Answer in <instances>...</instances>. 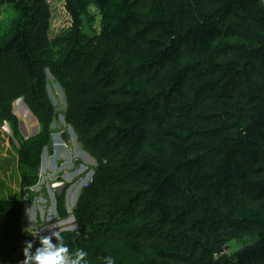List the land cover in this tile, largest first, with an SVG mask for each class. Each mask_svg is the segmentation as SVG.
<instances>
[{
    "label": "trees",
    "instance_id": "trees-1",
    "mask_svg": "<svg viewBox=\"0 0 264 264\" xmlns=\"http://www.w3.org/2000/svg\"><path fill=\"white\" fill-rule=\"evenodd\" d=\"M0 3L1 107L22 98L48 125L49 73L97 163L73 209L79 233H61L70 252L106 264L113 233L127 264H264V0H69L71 11L96 6L102 30L61 66L53 48L66 40L49 37L47 0ZM105 120L113 136L95 147ZM47 142L39 132L21 144L23 187ZM29 240L39 239L20 232L0 247V264H19ZM231 241L241 247L227 254Z\"/></svg>",
    "mask_w": 264,
    "mask_h": 264
},
{
    "label": "rangeland",
    "instance_id": "rangeland-1",
    "mask_svg": "<svg viewBox=\"0 0 264 264\" xmlns=\"http://www.w3.org/2000/svg\"><path fill=\"white\" fill-rule=\"evenodd\" d=\"M47 2L50 8L49 37L51 40L60 37L66 40V43L53 48V61L61 66L74 42H83L101 32V15L92 4L83 8L76 6L71 11L69 0ZM7 9L0 3V35L7 30ZM47 91L53 105V116L48 125L33 115L22 98L14 100L9 110L0 105V247L16 241L20 232L28 233L33 239L50 235L56 230L79 233L73 209L84 187L91 181L97 163L82 149L75 133L64 122L63 113L67 106L65 91L49 73ZM108 130L107 120L95 126L91 144L96 147L95 143L109 140L113 134ZM39 132L46 133L48 142L41 150L36 180L26 188L21 183L23 170L18 166V151L29 136ZM62 133L67 134L66 140L62 139ZM36 231L38 235L33 236L31 233ZM114 232L117 233V230ZM122 236L118 238L108 233L101 242L110 258L127 264L129 251L123 246ZM240 247L241 242L231 241L226 252L231 254ZM84 262L93 264L86 259Z\"/></svg>",
    "mask_w": 264,
    "mask_h": 264
},
{
    "label": "clouds",
    "instance_id": "clouds-1",
    "mask_svg": "<svg viewBox=\"0 0 264 264\" xmlns=\"http://www.w3.org/2000/svg\"><path fill=\"white\" fill-rule=\"evenodd\" d=\"M31 234L37 236L38 232ZM33 243L32 240L24 242L23 259L19 264H82L87 256V252L82 249L75 253L70 252L59 230L51 231L50 235L40 236L35 248ZM106 264L114 262L111 258H106Z\"/></svg>",
    "mask_w": 264,
    "mask_h": 264
},
{
    "label": "water",
    "instance_id": "water-1",
    "mask_svg": "<svg viewBox=\"0 0 264 264\" xmlns=\"http://www.w3.org/2000/svg\"><path fill=\"white\" fill-rule=\"evenodd\" d=\"M69 128H70V130L73 132V130H72V128L69 126ZM74 133V132H73ZM62 139L63 140H66V138H67V134L66 133H62Z\"/></svg>",
    "mask_w": 264,
    "mask_h": 264
}]
</instances>
